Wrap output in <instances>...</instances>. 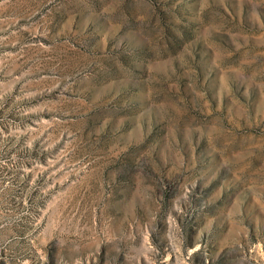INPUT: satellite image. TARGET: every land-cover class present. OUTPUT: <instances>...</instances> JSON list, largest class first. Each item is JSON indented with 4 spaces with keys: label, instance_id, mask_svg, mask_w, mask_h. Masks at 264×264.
<instances>
[{
    "label": "rangeland",
    "instance_id": "rangeland-1",
    "mask_svg": "<svg viewBox=\"0 0 264 264\" xmlns=\"http://www.w3.org/2000/svg\"><path fill=\"white\" fill-rule=\"evenodd\" d=\"M0 264H264V0H0Z\"/></svg>",
    "mask_w": 264,
    "mask_h": 264
}]
</instances>
